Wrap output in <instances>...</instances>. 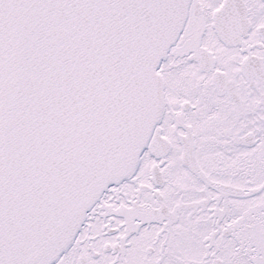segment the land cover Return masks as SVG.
Here are the masks:
<instances>
[{
    "label": "snow or ice",
    "instance_id": "obj_1",
    "mask_svg": "<svg viewBox=\"0 0 264 264\" xmlns=\"http://www.w3.org/2000/svg\"><path fill=\"white\" fill-rule=\"evenodd\" d=\"M0 264H264V0H0Z\"/></svg>",
    "mask_w": 264,
    "mask_h": 264
}]
</instances>
